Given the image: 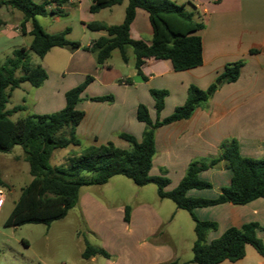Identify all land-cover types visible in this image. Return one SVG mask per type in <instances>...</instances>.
<instances>
[{
  "label": "crops",
  "instance_id": "obj_1",
  "mask_svg": "<svg viewBox=\"0 0 264 264\" xmlns=\"http://www.w3.org/2000/svg\"><path fill=\"white\" fill-rule=\"evenodd\" d=\"M34 1L41 3L45 0ZM47 1L48 13L38 15V22L48 33L69 28L67 38L78 41L80 47H53L42 57L39 64L47 70L48 77L40 86L26 88L22 103L24 109L21 110L25 114L19 118L60 111L66 104V92L91 76L92 80L82 91L77 105L84 111L76 127L80 144L75 146L79 149L69 154L110 141L120 148L129 149L131 144L121 134H130L141 141L146 130V124L137 118L140 104L147 106L152 121L164 119L185 103L191 85L207 90L217 83L210 98L196 107L190 117L172 121L155 130L151 175L167 177L170 180L167 190L173 189L183 179L191 162H208L221 153V143L231 138L238 140L243 156L264 158V0H174L188 10L196 9L205 20V28L200 31L203 63L176 71L171 60L150 57L144 59L142 74L135 67L132 48L128 49L127 62L122 59L120 50L115 49L102 65L88 49L107 32L91 30L87 24L93 21L121 24L127 0L98 12L90 11L93 0H65L61 6ZM52 10L59 13H52ZM23 21L20 10L8 5L0 7V32L8 40L21 39L20 47L12 52L21 47L30 48L33 25L27 21L23 31ZM130 36L147 43L152 41L153 29L145 10L137 9L130 26ZM239 61L242 64L236 80H218L228 64ZM153 89L167 91L160 112L155 107ZM65 158L67 160L66 155ZM121 176L115 175L101 185L81 187L79 201L73 208H77L86 225V232L99 234L102 238L106 235L128 238L135 235L138 236L137 242L144 243L148 252L166 255L161 259L165 263L157 264H193L192 259L179 262L172 255V243L167 239L170 234L164 229L171 217L164 216L158 209L159 205L164 206L163 200L155 203L154 199L145 195L148 184L137 185L128 197L111 193L115 187L126 184ZM199 178L209 182L211 187L191 188L187 194L212 199L220 194L223 187L230 185L232 170L221 160L213 167L202 170ZM133 198L135 201L130 205L128 202ZM126 206L130 207L129 221L125 220ZM194 213L200 220L217 223V228L208 233L207 242L218 238L229 227L256 222L259 224L257 236L264 243V197L246 204L224 202L197 207ZM158 235L162 239H156ZM100 247L110 254L106 258H111L108 247ZM88 259L93 261L97 255ZM218 264H264V256L248 244L243 258L224 260Z\"/></svg>",
  "mask_w": 264,
  "mask_h": 264
},
{
  "label": "trees",
  "instance_id": "obj_2",
  "mask_svg": "<svg viewBox=\"0 0 264 264\" xmlns=\"http://www.w3.org/2000/svg\"><path fill=\"white\" fill-rule=\"evenodd\" d=\"M61 6L65 0H50ZM125 18L121 24L109 25L103 21L87 24L91 30H105L107 35L98 38L91 48L99 65L104 64L115 49H119L122 59L128 61V49L135 55V67L142 74L141 66L145 58L171 60L176 71L197 67L203 63V44L200 31L205 28V20L196 10H188L174 0H127ZM123 0H93L91 12L122 3ZM49 1L37 3L34 0H0V7L8 5L23 13L24 31L27 21H31L32 41L30 48L15 49L4 64H0V154L9 152L15 145H21L25 159L30 166L32 180L22 188L21 195L6 220L8 226H21L27 223H44L50 225L67 216L79 201L81 187L90 184H104L115 175H124L136 185L149 183L157 185L161 198L171 199L178 208L186 209L195 221L196 239L193 244L192 262L197 264H218L224 260L237 261L246 255V246L252 245L264 256V243L257 236L256 222L245 223L240 227H229L218 238L207 242V235L217 228L214 221L200 220L194 209L224 202L246 204L256 198L264 197V158L243 156L239 150L238 140L231 138L221 143V153L208 162L193 161L180 183L167 190L170 180L165 176L151 175L153 156L155 154V130L172 121L188 118L196 107L206 102L217 88V83L207 90L195 85L189 87L185 103L164 119L152 121L146 105L140 104L137 118L146 124L141 141L134 136L123 133L131 147L123 149L113 142L90 145L80 152L71 153L67 163L51 166L49 161L56 149L69 145H79L76 127L84 116L78 108L81 93L92 80L88 76L85 82L66 92V104L63 109L51 114H32L13 120L11 116L24 109L16 105L7 109L12 91L22 83L29 82L40 86L48 77L42 64H32L31 51L44 57L53 47H80L78 41L67 38L69 28L60 32L48 33L38 22V15H46ZM137 9L149 14L153 29L150 43L134 40L130 36V26ZM52 13H59L54 12ZM242 61L228 64L218 80L233 81L239 75ZM21 74L18 75V72ZM155 107L158 112L164 107L165 90H152ZM102 100L105 97H95ZM221 160L232 170L229 186L223 187L216 198L191 197L187 194L191 188H209L211 184L199 178V173L213 167ZM5 182L1 178L0 185ZM130 207L125 208V220L129 221ZM96 255L110 257L100 246L86 243L83 258ZM169 264H179L172 262Z\"/></svg>",
  "mask_w": 264,
  "mask_h": 264
},
{
  "label": "rangeland",
  "instance_id": "obj_3",
  "mask_svg": "<svg viewBox=\"0 0 264 264\" xmlns=\"http://www.w3.org/2000/svg\"><path fill=\"white\" fill-rule=\"evenodd\" d=\"M20 38L8 40L0 32V64H4L14 48L20 47ZM32 64L42 62V58L31 51ZM21 71L18 72V75ZM26 88H31L29 82L16 88L7 103V109L14 105L22 104L26 96ZM25 112L18 111L11 118L18 119ZM79 147L70 145L66 148L56 149L49 161L51 166H60L66 163L67 155ZM64 156V157H63ZM29 163L25 159V152L21 145H15L9 152L0 155V172L5 182L0 185V194L4 204L0 209V264H157L165 263L164 253L148 252L144 243L137 242L138 236L131 238L125 236L106 235L103 238L99 234L86 232V225L81 220L77 208L69 210L67 216L56 220L50 225L44 223H27L21 226H8L6 220L10 216L16 201L19 199L22 188L31 180ZM126 184L115 187L111 193L119 197H128L133 194L137 185L128 177L122 175ZM130 184V185H129ZM145 195L156 202L164 203L158 209L164 216L170 215L171 220L164 225L169 232L167 239L172 243L173 253L179 262H186L193 258V244L196 239L195 221L186 209H181L169 198L162 199L158 195L157 185L149 183ZM150 189V190H149ZM129 200V204L135 201ZM112 201V200H110ZM174 214V211H176ZM173 213V214H172ZM173 217H172V216ZM156 239H162L158 235ZM166 240V239H164ZM97 246H107L111 252V258L97 255V259L91 261L81 255L86 243ZM104 243V245H103ZM173 245L175 247H173ZM168 263V262H167ZM196 264V263H193Z\"/></svg>",
  "mask_w": 264,
  "mask_h": 264
},
{
  "label": "built area",
  "instance_id": "obj_4",
  "mask_svg": "<svg viewBox=\"0 0 264 264\" xmlns=\"http://www.w3.org/2000/svg\"><path fill=\"white\" fill-rule=\"evenodd\" d=\"M3 204H4V199H3V197L0 194V209L3 206Z\"/></svg>",
  "mask_w": 264,
  "mask_h": 264
}]
</instances>
